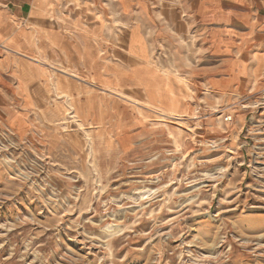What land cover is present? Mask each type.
<instances>
[{"label":"rangeland","instance_id":"obj_1","mask_svg":"<svg viewBox=\"0 0 264 264\" xmlns=\"http://www.w3.org/2000/svg\"><path fill=\"white\" fill-rule=\"evenodd\" d=\"M103 32L80 54L0 48V264H264V82L214 88L175 29Z\"/></svg>","mask_w":264,"mask_h":264},{"label":"crops","instance_id":"obj_2","mask_svg":"<svg viewBox=\"0 0 264 264\" xmlns=\"http://www.w3.org/2000/svg\"><path fill=\"white\" fill-rule=\"evenodd\" d=\"M86 1L0 0V48L16 55L19 52L45 53L48 49L65 53L62 48L67 49L71 41H92L100 50V43L105 40L103 31L110 29L129 30L128 41L135 30L138 40L146 41L148 46V41L156 39L170 41L171 31L175 29L176 41H191V45L197 47L198 59L212 65L208 76L223 78L218 83L213 82L214 88L223 86L225 91L240 92L255 81L264 82V0H172L173 5L158 6L153 5L155 0H110L107 5H87ZM109 14L118 20L108 18ZM153 14L173 15L170 17H175L176 22H168L166 16L165 21L161 18L157 24ZM122 18L128 19L122 21L123 26L119 25ZM155 30L160 31L156 39L153 36ZM76 45V53L88 52L79 42ZM93 51L99 61L97 51ZM81 62L82 68L91 73L93 69L85 68ZM217 63L219 75H216ZM40 75L42 73L36 72V77ZM12 78L19 92V66L12 72ZM167 81L153 91L166 90ZM68 82L63 79L62 85L72 88L73 83ZM176 82H181L184 91L177 92L175 99L181 101L182 108L187 104L189 109L192 107L191 88L182 81ZM7 84L0 63V86ZM51 86L50 83L49 92L54 88L55 93L63 95L57 83L53 88ZM185 99H188L186 103ZM75 100L82 108H87L85 100Z\"/></svg>","mask_w":264,"mask_h":264},{"label":"built area","instance_id":"obj_3","mask_svg":"<svg viewBox=\"0 0 264 264\" xmlns=\"http://www.w3.org/2000/svg\"><path fill=\"white\" fill-rule=\"evenodd\" d=\"M224 119L227 122H231L233 120V116L232 115H226Z\"/></svg>","mask_w":264,"mask_h":264},{"label":"bare ground","instance_id":"obj_4","mask_svg":"<svg viewBox=\"0 0 264 264\" xmlns=\"http://www.w3.org/2000/svg\"><path fill=\"white\" fill-rule=\"evenodd\" d=\"M25 72V71H24ZM65 73V72H64ZM67 95V94H66ZM164 114V113H163ZM170 116H172V115H170Z\"/></svg>","mask_w":264,"mask_h":264}]
</instances>
